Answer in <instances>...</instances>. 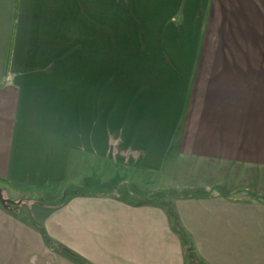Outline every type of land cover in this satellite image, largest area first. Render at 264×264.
<instances>
[{
	"label": "crops",
	"instance_id": "0c3cea01",
	"mask_svg": "<svg viewBox=\"0 0 264 264\" xmlns=\"http://www.w3.org/2000/svg\"><path fill=\"white\" fill-rule=\"evenodd\" d=\"M94 164L264 186V0H0V180L41 190ZM262 194L0 206V264H264Z\"/></svg>",
	"mask_w": 264,
	"mask_h": 264
},
{
	"label": "rangeland",
	"instance_id": "374dc122",
	"mask_svg": "<svg viewBox=\"0 0 264 264\" xmlns=\"http://www.w3.org/2000/svg\"><path fill=\"white\" fill-rule=\"evenodd\" d=\"M94 165H95L94 168L90 169L89 171L90 174L88 176L82 177L81 179L78 180L70 181L66 184L56 187H47L41 190H35V189H22L19 187L12 188L8 184H0V188L3 190L4 198L14 202L19 207V210H23L24 213H28V214L38 213L39 217L45 215L47 213L46 212L47 210L55 207L57 204L62 202V200H65L64 198H65L66 190L68 188L71 187L88 188L89 186L90 188H92L94 184L100 183L99 185H102L101 183L104 182H107L106 184H111V185L123 184L122 186H130V185H133L134 187L136 186L138 187L139 194L142 193L140 196L144 195L147 197L148 195H151L152 193L158 190L160 191L168 190L167 192L175 193L176 195L178 194L183 195L188 192H198L207 196H213L219 194L222 196H227L235 199H245V198L248 199L250 197H253V199H255L256 195L258 196L261 193H264L263 184L258 183L257 185L255 184L256 182L255 180L254 181L250 180L251 181L250 184L248 186H245L247 187V190L245 189L242 190L241 186L244 185L237 184L233 180L231 181H233L234 183L233 184L230 183L231 185L227 187H223L224 188L223 190H221L220 188L213 189L212 188L213 185L220 187L223 186L217 184L218 182H222L221 179L223 178L220 179L214 177L215 175L214 174V175H209L207 179H204L206 173H204V175L203 173L199 174L197 171L198 168H195L197 172H195L194 175H191L192 177L194 176L193 179L192 178L187 179L185 176V178L181 180L179 188H176V186L170 187V184L168 183V179L164 180V177L161 175L160 176H156L155 174L144 175L138 173L137 171H134L131 168H125V167L122 168V167L114 166L115 168L114 167L110 168V166L106 165L105 175L104 178H102L100 176H96L97 164ZM203 170L205 171V169ZM233 170L230 174L231 176L229 175L230 179H234V176H232ZM122 171H124L123 174ZM97 180L99 182H97ZM197 181H202L204 184L200 185V183H197V185H195ZM207 186L212 188V190L196 191L198 189H201L202 187L206 188ZM262 196L264 195L262 194ZM122 200H126L132 204H140L141 202L144 201L142 197L141 198L128 197V199L123 198ZM167 206L168 203L166 207ZM34 211L37 212L34 213Z\"/></svg>",
	"mask_w": 264,
	"mask_h": 264
},
{
	"label": "trees",
	"instance_id": "16d2710c",
	"mask_svg": "<svg viewBox=\"0 0 264 264\" xmlns=\"http://www.w3.org/2000/svg\"><path fill=\"white\" fill-rule=\"evenodd\" d=\"M124 171H122L123 174ZM0 184H8L5 181L0 180ZM9 186H12L8 184ZM123 184H116V185H111V184H102L96 186L93 185L92 188L90 186L88 188H77V187H71L66 190L65 194V200H62L59 204H57L55 207L56 208H61L66 206L71 200L78 198V197H91V196H98V197H108V198H115L118 200H121L123 198L128 199V197H136V198H143L144 201L140 203V205H147V204H152V205H157L160 207H165L169 200L171 199H190V198H199V199H207L210 198V196L203 195L198 192H188L183 195H176L175 193H169L167 191H155L151 195L147 196H140L138 187H134L133 185L130 186H122ZM122 198V199H120ZM148 198V199H147ZM147 199V201H146ZM126 201V200H124ZM156 201V204H155ZM1 206V204H0ZM2 207V206H1ZM19 211V207L13 206L9 210V213L11 214H16V212ZM40 232L43 234L44 239L47 243V245L51 248H55L54 242L51 240V238L47 235L46 231L43 228H40ZM185 243L188 244V241L185 240ZM189 245V244H188ZM190 247V246H189ZM188 257L190 260V264H205L200 258H198L194 252L193 249L189 248L188 250Z\"/></svg>",
	"mask_w": 264,
	"mask_h": 264
},
{
	"label": "water",
	"instance_id": "95a60500",
	"mask_svg": "<svg viewBox=\"0 0 264 264\" xmlns=\"http://www.w3.org/2000/svg\"><path fill=\"white\" fill-rule=\"evenodd\" d=\"M0 204L2 208H4L5 210H10L11 207L16 205L14 202L4 198V193L1 188H0Z\"/></svg>",
	"mask_w": 264,
	"mask_h": 264
}]
</instances>
